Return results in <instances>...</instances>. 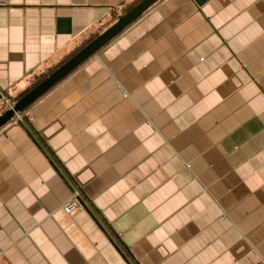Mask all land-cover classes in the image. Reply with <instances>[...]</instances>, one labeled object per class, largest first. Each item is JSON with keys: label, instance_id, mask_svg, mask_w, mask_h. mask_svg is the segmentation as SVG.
Listing matches in <instances>:
<instances>
[{"label": "crops", "instance_id": "crops-1", "mask_svg": "<svg viewBox=\"0 0 264 264\" xmlns=\"http://www.w3.org/2000/svg\"><path fill=\"white\" fill-rule=\"evenodd\" d=\"M135 1L0 0V107ZM26 110L0 264H264V0H160Z\"/></svg>", "mask_w": 264, "mask_h": 264}, {"label": "water", "instance_id": "water-1", "mask_svg": "<svg viewBox=\"0 0 264 264\" xmlns=\"http://www.w3.org/2000/svg\"><path fill=\"white\" fill-rule=\"evenodd\" d=\"M160 0H142L124 15L100 33L95 39L74 54L68 61L57 68L52 74L31 89L13 107L0 114V129L3 128L14 117L16 112H20L30 107L41 96L48 92L52 87L59 83L69 73L79 67L80 64L98 52L107 43L116 38L120 33L127 29L132 23L139 19L145 12Z\"/></svg>", "mask_w": 264, "mask_h": 264}, {"label": "built area", "instance_id": "built-area-1", "mask_svg": "<svg viewBox=\"0 0 264 264\" xmlns=\"http://www.w3.org/2000/svg\"><path fill=\"white\" fill-rule=\"evenodd\" d=\"M1 97H2V100H4V102L7 104L9 108L13 107V105L15 104V103H12L10 99L7 96H5L3 93H1ZM26 109L20 112H16L12 120L9 121V123L10 122H18V123L24 122V123L32 124L35 120V117L30 116L28 114V110ZM80 196H81V191L79 189L73 190L72 197L63 206L65 212H67L68 214H71L80 206V200H79Z\"/></svg>", "mask_w": 264, "mask_h": 264}, {"label": "trees", "instance_id": "trees-1", "mask_svg": "<svg viewBox=\"0 0 264 264\" xmlns=\"http://www.w3.org/2000/svg\"><path fill=\"white\" fill-rule=\"evenodd\" d=\"M140 1H142V0H136L135 2H133L132 4H130L128 7H126V9H127V11H129L130 9H132L134 6H136ZM121 16V15H120ZM100 34V33H99ZM98 33L96 34L97 36L99 35ZM95 38V37H94ZM93 38V39H94ZM92 39V40H93ZM91 41V40H90ZM89 41V42H90ZM87 44H85L84 46H82L79 50H81L83 47H85ZM78 50V51H79ZM77 51V52H78ZM77 52H74L73 54H71L69 57H67L66 59H64L58 66H56V67H54V68H52L48 73H46L45 75H43L42 77H41V80L40 81H38L32 88H30L29 90H27L26 92H24L22 95H21V97L20 98H18L17 100L14 98V100L10 97V96H7V95H5L4 93V95L5 96H7L9 99H10V101L12 102V103H16L19 99H21L25 94H27L31 89H33L35 86H37L41 81H43L45 78H47L50 74H52L57 68H59L61 65H63L66 61H68L74 54H76ZM2 110H0V114L1 113H3L4 111H6V110H8L9 109V107L7 106V104L4 102V104L0 107Z\"/></svg>", "mask_w": 264, "mask_h": 264}]
</instances>
